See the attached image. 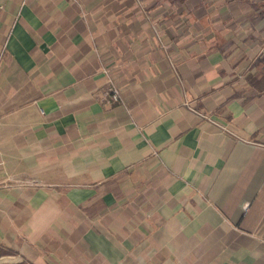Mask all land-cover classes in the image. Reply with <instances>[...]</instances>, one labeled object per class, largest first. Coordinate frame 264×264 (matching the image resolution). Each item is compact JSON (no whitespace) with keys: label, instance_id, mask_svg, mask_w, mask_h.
Wrapping results in <instances>:
<instances>
[{"label":"crops","instance_id":"0c3cea01","mask_svg":"<svg viewBox=\"0 0 264 264\" xmlns=\"http://www.w3.org/2000/svg\"><path fill=\"white\" fill-rule=\"evenodd\" d=\"M0 162L20 260L264 264V0H0Z\"/></svg>","mask_w":264,"mask_h":264},{"label":"built area","instance_id":"2783aa9c","mask_svg":"<svg viewBox=\"0 0 264 264\" xmlns=\"http://www.w3.org/2000/svg\"><path fill=\"white\" fill-rule=\"evenodd\" d=\"M106 94L110 97V99L112 101H119V91L117 88H115L114 86H109ZM202 118L207 119L211 124H213L216 128H218V130L222 131V132H227V133H231L230 130L228 129L227 126L221 124L220 122H218L215 119H212L211 117H208L207 115H204L202 113H198ZM1 165V162H0Z\"/></svg>","mask_w":264,"mask_h":264},{"label":"trees","instance_id":"16d2710c","mask_svg":"<svg viewBox=\"0 0 264 264\" xmlns=\"http://www.w3.org/2000/svg\"><path fill=\"white\" fill-rule=\"evenodd\" d=\"M15 254H17V253L13 249L0 246V256L15 255ZM0 264H35V263L30 262L28 260H21L18 262H8V263H0Z\"/></svg>","mask_w":264,"mask_h":264},{"label":"rangeland","instance_id":"374dc122","mask_svg":"<svg viewBox=\"0 0 264 264\" xmlns=\"http://www.w3.org/2000/svg\"><path fill=\"white\" fill-rule=\"evenodd\" d=\"M21 260H26V259H21ZM21 260L19 256H15V255L0 256V263L18 262Z\"/></svg>","mask_w":264,"mask_h":264}]
</instances>
